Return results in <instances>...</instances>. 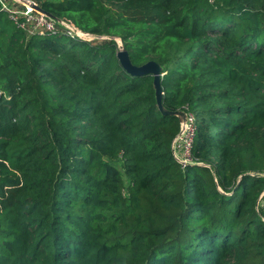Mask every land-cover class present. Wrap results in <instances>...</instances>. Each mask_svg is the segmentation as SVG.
I'll return each mask as SVG.
<instances>
[{
  "label": "trees",
  "instance_id": "trees-1",
  "mask_svg": "<svg viewBox=\"0 0 264 264\" xmlns=\"http://www.w3.org/2000/svg\"><path fill=\"white\" fill-rule=\"evenodd\" d=\"M33 1L98 39L0 8V264H264V0Z\"/></svg>",
  "mask_w": 264,
  "mask_h": 264
},
{
  "label": "built area",
  "instance_id": "built-area-1",
  "mask_svg": "<svg viewBox=\"0 0 264 264\" xmlns=\"http://www.w3.org/2000/svg\"><path fill=\"white\" fill-rule=\"evenodd\" d=\"M11 1L12 5H8L0 0L2 3L1 9L9 11L11 19L17 24V26L28 30L30 33L44 35L47 33H55L58 28H61L66 34L74 39L86 41L98 39L97 36L84 32L64 20H56L55 18L48 17L47 15L36 11L29 4H25L21 0ZM16 4L23 5V8H20ZM196 133L197 125L195 117L194 115L189 114L187 123L181 128L173 146L176 157L183 165L192 162L191 154Z\"/></svg>",
  "mask_w": 264,
  "mask_h": 264
},
{
  "label": "water",
  "instance_id": "water-1",
  "mask_svg": "<svg viewBox=\"0 0 264 264\" xmlns=\"http://www.w3.org/2000/svg\"><path fill=\"white\" fill-rule=\"evenodd\" d=\"M25 4H29L33 9L39 11L48 17L54 18L51 14L44 12L34 1L32 0H21ZM117 57L123 66V68L135 77H141L147 74H151L154 77V88L156 93V100L159 110L166 116H176L180 120L181 128L185 126L188 120V114L184 111H169L164 107L163 98L164 92L161 85V79L163 76V67L155 61H149L141 66L133 64L130 54L124 50L122 45L117 53Z\"/></svg>",
  "mask_w": 264,
  "mask_h": 264
},
{
  "label": "rangeland",
  "instance_id": "rangeland-1",
  "mask_svg": "<svg viewBox=\"0 0 264 264\" xmlns=\"http://www.w3.org/2000/svg\"><path fill=\"white\" fill-rule=\"evenodd\" d=\"M1 1L6 3V4H8V5H12V1L11 0H1ZM1 7H2V3L0 2V8ZM120 44H121V42H120ZM188 159H189V157H188Z\"/></svg>",
  "mask_w": 264,
  "mask_h": 264
}]
</instances>
